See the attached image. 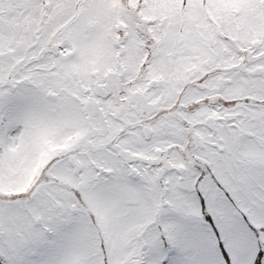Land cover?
Wrapping results in <instances>:
<instances>
[{
	"label": "snow or ice",
	"instance_id": "snow-or-ice-1",
	"mask_svg": "<svg viewBox=\"0 0 264 264\" xmlns=\"http://www.w3.org/2000/svg\"><path fill=\"white\" fill-rule=\"evenodd\" d=\"M0 264H264V0H0Z\"/></svg>",
	"mask_w": 264,
	"mask_h": 264
}]
</instances>
